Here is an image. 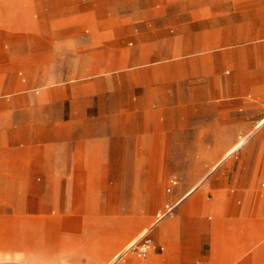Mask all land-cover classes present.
Segmentation results:
<instances>
[{
	"label": "rangeland",
	"instance_id": "1",
	"mask_svg": "<svg viewBox=\"0 0 264 264\" xmlns=\"http://www.w3.org/2000/svg\"><path fill=\"white\" fill-rule=\"evenodd\" d=\"M86 1L91 22L83 29L93 33L100 27L109 31L126 28L129 32L115 44L93 48V63L86 66L38 63L10 67L0 62V89L11 83L4 79L8 72L43 73L58 79L52 83L66 85L71 69L79 74L84 67L88 77L106 75L102 81L106 89L122 83L157 108L166 105L170 138H163L161 123L156 130L161 137L153 144H137L125 137L118 146L122 159L92 162L91 177L12 178L13 188H0V264H68V258L71 264H113L142 233L155 238V229L176 215L179 205L157 223V213L167 201L180 200L203 180L198 187L201 199H215L221 171L234 161L238 165L240 152L248 155L251 180L245 223L237 231L232 225L227 229L218 210L209 209L205 216L216 236L232 231L264 234V124L256 129L264 119V1ZM101 9L107 10V16H100ZM128 13L132 16H114ZM116 74L124 76L113 77ZM234 79L240 89H246V103L214 99L226 96ZM219 106L233 111L223 113ZM248 122L251 128L242 129ZM232 131L252 134L219 170L208 174L234 145L227 143ZM4 133L0 128V162L18 156L22 147L5 144ZM164 140L170 142L164 144ZM66 164L60 162V166ZM76 164L84 168L83 161ZM171 178L178 180L174 195L166 191ZM3 180L0 177V184ZM232 180L226 174L227 192H222L226 197L233 195H228ZM32 183L43 187H24ZM158 244L165 250L145 259L130 251L126 260L114 264L151 260L169 264L171 248L164 241ZM67 246L75 247L76 254L59 257Z\"/></svg>",
	"mask_w": 264,
	"mask_h": 264
},
{
	"label": "crops",
	"instance_id": "2",
	"mask_svg": "<svg viewBox=\"0 0 264 264\" xmlns=\"http://www.w3.org/2000/svg\"><path fill=\"white\" fill-rule=\"evenodd\" d=\"M63 1L0 0V59H3L0 62L10 67L38 63L86 66L93 63V48L115 44L129 32L126 28L109 31L100 27L90 33L83 29L84 24L91 22V9L86 5L88 1L83 0L81 4L77 2L80 0ZM106 12L101 9L100 16H107ZM114 16L123 18L132 16V13ZM69 74L66 85L52 83L58 80L54 76L33 74L28 70L4 74V79L11 83L0 89V128L5 131V144L22 147L17 150L18 156L13 155L0 162V177L4 179L0 188H13L12 178L17 176L91 177L94 175L92 162L122 159L118 153L123 150L118 146L124 144L125 137L132 138L137 144H153L157 136L161 137L156 134L160 123L163 138H170V118L165 115L170 110L165 108L166 105L157 108L150 104L149 98L136 95L134 88H126L122 83L112 90L106 89L102 83L106 75L88 77L84 67L79 74L75 68ZM123 76L113 75L120 79ZM237 86L234 79L228 94L217 95L214 99L246 103V89ZM243 86L246 88V84ZM218 109L223 113L232 110L229 106H219ZM241 128H251V123ZM241 134L240 131H232L227 136V143L234 145L208 174L219 170L226 159L243 147L247 139L240 141ZM169 142L164 140V144ZM58 145L63 146L62 149ZM237 155L241 162L237 165L234 161L219 175V185L214 187L217 197L211 201L201 199L198 187L204 180L187 190L180 198L176 215L155 229V238L148 235L154 246L142 258L164 251V246L158 244L164 241L172 250L169 264H264V234L232 231L216 236L212 232L213 224L205 216L209 209L218 210L222 212L221 220L227 222V229L232 225L231 229L237 231L245 223L251 206V180L247 174L250 168L246 164L248 155L244 152ZM79 161L84 162L83 169L77 167ZM60 162L67 164L60 166ZM226 174L233 179L234 184L228 188L232 189L228 194H233L232 197L222 193L227 192ZM240 179L242 186L238 184ZM28 185L24 187L42 186L36 183ZM75 254V247L67 246L62 247L59 257ZM68 264H71L69 258ZM143 264L156 262L151 260Z\"/></svg>",
	"mask_w": 264,
	"mask_h": 264
},
{
	"label": "built area",
	"instance_id": "3",
	"mask_svg": "<svg viewBox=\"0 0 264 264\" xmlns=\"http://www.w3.org/2000/svg\"><path fill=\"white\" fill-rule=\"evenodd\" d=\"M178 185V180L176 178H171L166 191L168 193H172L174 188ZM180 200L177 201H167L163 207V209L157 213V219L160 220L164 216L171 214L176 207L180 204ZM154 244L152 239L145 234L142 238L136 241L130 248L134 253H136L139 257H146L149 252L152 250Z\"/></svg>",
	"mask_w": 264,
	"mask_h": 264
},
{
	"label": "bare ground",
	"instance_id": "4",
	"mask_svg": "<svg viewBox=\"0 0 264 264\" xmlns=\"http://www.w3.org/2000/svg\"><path fill=\"white\" fill-rule=\"evenodd\" d=\"M264 124V121H263V123H261V124H259L258 126H256V129H258V128H260L262 125ZM255 133V132H254ZM252 133H249V134H247V135H244V136H242L241 138H240V141L241 140H246V139H248L249 137H250V135H251ZM239 141V142H240ZM240 146V145H239ZM234 148V147H233ZM216 168V167H215ZM195 187V186H194ZM143 234V233H142ZM136 240V239H135ZM134 240V241H135ZM134 241L132 242V244L134 243ZM131 244V245H132ZM130 245V246H131ZM130 246L125 250V251H123L122 253H120V254H118L112 261H113V264L114 263H117V262H120V261H122V260H126V256L128 255V252H130L129 251V248H130Z\"/></svg>",
	"mask_w": 264,
	"mask_h": 264
}]
</instances>
